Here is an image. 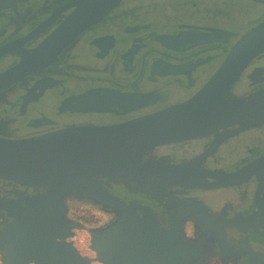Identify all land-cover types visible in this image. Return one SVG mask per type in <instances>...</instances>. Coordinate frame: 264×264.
I'll list each match as a JSON object with an SVG mask.
<instances>
[{
	"label": "flooded vegetation",
	"instance_id": "obj_1",
	"mask_svg": "<svg viewBox=\"0 0 264 264\" xmlns=\"http://www.w3.org/2000/svg\"><path fill=\"white\" fill-rule=\"evenodd\" d=\"M80 1L29 0L0 11V51L11 48L0 58V76L21 64V54L38 49ZM263 22L264 0H120L53 64L0 88V138L112 127L183 104L211 80L232 47ZM262 89L264 53L244 70L228 98H246ZM87 94L117 95L120 100L101 106L102 111L61 110L64 102ZM134 96L142 102L129 100ZM239 128L158 146L142 158L144 164L168 166L197 161L191 173L205 175L206 182L237 176L235 182L213 189L170 187L158 199L124 184L99 180L101 188L120 198L135 217L148 216L160 228L171 230L180 222L183 240L201 250L196 264H264V123ZM39 193L43 190L0 180V231L13 221L4 206L18 202L25 206V198ZM72 203L97 210L94 221L103 223L92 225L95 230L119 218L116 210L103 204L69 198L65 219L76 227L84 226L90 215L89 210L79 217L71 214L77 210ZM77 232L72 229L67 242L75 245ZM4 261L0 250V263Z\"/></svg>",
	"mask_w": 264,
	"mask_h": 264
},
{
	"label": "water",
	"instance_id": "obj_2",
	"mask_svg": "<svg viewBox=\"0 0 264 264\" xmlns=\"http://www.w3.org/2000/svg\"><path fill=\"white\" fill-rule=\"evenodd\" d=\"M27 1L0 0V11ZM119 2L81 0L38 49L21 54V64L0 76V88L53 64L70 43ZM10 49H2L0 58ZM263 53L264 22L232 47L211 80L183 104L112 127H72L33 138H0V180L43 190L25 198V206L22 202L4 206L13 221L0 231L3 264H91L67 242L77 228L65 219L69 198L91 200L119 213L117 221L92 233L91 248L100 263L196 264L201 250L183 240L180 222L167 230L148 216L135 217L120 198L101 188L99 180L129 189L134 186L136 193L151 199H158L170 187L213 189L237 181V176H221L219 183L210 184L205 175L200 174L201 179L191 173L197 161L168 166L154 161L144 164L142 158L158 146L219 136L231 126L244 131L263 124L264 89L246 98H228L244 70ZM117 100V95L87 94L64 102L61 110L102 111L101 106L114 105ZM129 100L142 102L137 96Z\"/></svg>",
	"mask_w": 264,
	"mask_h": 264
},
{
	"label": "rangeland",
	"instance_id": "obj_3",
	"mask_svg": "<svg viewBox=\"0 0 264 264\" xmlns=\"http://www.w3.org/2000/svg\"><path fill=\"white\" fill-rule=\"evenodd\" d=\"M72 206H75L77 210L75 213L72 212L71 214H74L75 216L79 217V215H81L83 212H85L86 210H89L87 215H90L88 220H85L86 222L83 223L84 226H82V227L78 226L77 228H74L76 231H78L77 232L78 239L76 241H74L75 245L74 244L73 245L80 252V255L82 257L85 255L88 257V260H90L91 264L94 261L98 262L99 264H102L98 261V256H97L96 252L92 250L91 247H92V233L102 229L103 227L95 230V229L91 228V226L94 224L103 223V221L100 220L97 223L94 221L96 218V215L94 213H96L97 210H95L92 206H89L87 204H74V203L71 204V207ZM104 228H106V227H104ZM95 255L97 257V259H96L97 261L94 259ZM90 256H93V258L91 257L92 260L90 259ZM85 257H83V258H85Z\"/></svg>",
	"mask_w": 264,
	"mask_h": 264
}]
</instances>
